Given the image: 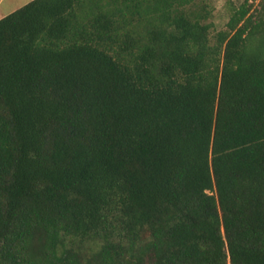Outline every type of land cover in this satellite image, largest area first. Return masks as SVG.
<instances>
[{
  "label": "trees",
  "instance_id": "1",
  "mask_svg": "<svg viewBox=\"0 0 264 264\" xmlns=\"http://www.w3.org/2000/svg\"><path fill=\"white\" fill-rule=\"evenodd\" d=\"M31 0L0 19V264H264V0Z\"/></svg>",
  "mask_w": 264,
  "mask_h": 264
},
{
  "label": "rangeland",
  "instance_id": "2",
  "mask_svg": "<svg viewBox=\"0 0 264 264\" xmlns=\"http://www.w3.org/2000/svg\"><path fill=\"white\" fill-rule=\"evenodd\" d=\"M242 1L243 0H210V20L213 23L212 30L217 31L223 29L230 15V7L239 5ZM252 1L254 2V6L259 2V0Z\"/></svg>",
  "mask_w": 264,
  "mask_h": 264
},
{
  "label": "crops",
  "instance_id": "3",
  "mask_svg": "<svg viewBox=\"0 0 264 264\" xmlns=\"http://www.w3.org/2000/svg\"><path fill=\"white\" fill-rule=\"evenodd\" d=\"M31 0H0V19Z\"/></svg>",
  "mask_w": 264,
  "mask_h": 264
}]
</instances>
